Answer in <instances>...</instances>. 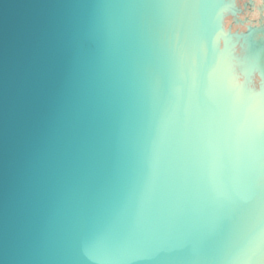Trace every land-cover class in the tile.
<instances>
[{"label":"water","instance_id":"95a60500","mask_svg":"<svg viewBox=\"0 0 264 264\" xmlns=\"http://www.w3.org/2000/svg\"><path fill=\"white\" fill-rule=\"evenodd\" d=\"M253 1L0 0V264H264Z\"/></svg>","mask_w":264,"mask_h":264},{"label":"flooded vegetation","instance_id":"af4514ba","mask_svg":"<svg viewBox=\"0 0 264 264\" xmlns=\"http://www.w3.org/2000/svg\"><path fill=\"white\" fill-rule=\"evenodd\" d=\"M245 1L246 0H244L242 2V6H241L242 11L237 12V16L234 17V21L232 22V26L236 27L235 29H238L239 27L242 28V29H239L240 32L241 31H244V32L248 31L249 27H255L256 29L261 28V23L258 22V20H260L261 17L259 15L258 10L256 9V6L254 5V1H253V4H249L247 2L246 8H243V3ZM255 4H257V3H255ZM241 14H242V16H239ZM246 24H247V26H246L245 30H243V28L245 27ZM237 33H239V32H237ZM237 33L235 30L231 33V35H232L231 36V42L232 43H230V45L235 46V47H238L237 42L234 38V35ZM259 36H260V33L257 34V37H259ZM253 80H255V79H253ZM252 83H254V82L251 81L248 83L250 87L252 86L251 85Z\"/></svg>","mask_w":264,"mask_h":264},{"label":"snow or ice","instance_id":"6c2138e0","mask_svg":"<svg viewBox=\"0 0 264 264\" xmlns=\"http://www.w3.org/2000/svg\"><path fill=\"white\" fill-rule=\"evenodd\" d=\"M250 250V249H249Z\"/></svg>","mask_w":264,"mask_h":264}]
</instances>
